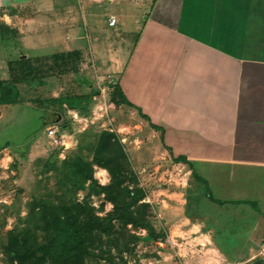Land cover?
<instances>
[{
	"label": "crops",
	"instance_id": "crops-1",
	"mask_svg": "<svg viewBox=\"0 0 264 264\" xmlns=\"http://www.w3.org/2000/svg\"><path fill=\"white\" fill-rule=\"evenodd\" d=\"M1 1L25 56L73 53L111 80L146 161L184 174L192 232L264 254V229L250 245L226 232L239 215L264 226V0Z\"/></svg>",
	"mask_w": 264,
	"mask_h": 264
},
{
	"label": "rangeland",
	"instance_id": "rangeland-1",
	"mask_svg": "<svg viewBox=\"0 0 264 264\" xmlns=\"http://www.w3.org/2000/svg\"><path fill=\"white\" fill-rule=\"evenodd\" d=\"M1 6L6 1L0 0L2 19ZM1 19L0 147L8 145L0 149V264H36L30 252L40 257L52 239L44 209L75 205L102 224L86 264H264L262 246L230 248L224 240L217 250L190 230L175 199L187 186L184 174L163 159L160 168L146 161L136 147L141 130L89 58L52 49L25 56ZM108 167L121 171L122 186L143 188L145 198L133 209L149 206V228L116 218L105 192L113 181ZM233 221L226 232L250 236L248 245L264 229L256 217Z\"/></svg>",
	"mask_w": 264,
	"mask_h": 264
},
{
	"label": "trees",
	"instance_id": "trees-1",
	"mask_svg": "<svg viewBox=\"0 0 264 264\" xmlns=\"http://www.w3.org/2000/svg\"><path fill=\"white\" fill-rule=\"evenodd\" d=\"M154 128L157 129L155 126ZM7 145L8 143L2 148ZM2 148L0 147V149ZM181 160V158L175 159L176 162ZM108 168L113 175V181L105 188V192L117 209L114 214L116 218H125L135 227L149 228V225L146 224V211L149 206L141 204L137 209H133L145 198L143 188L139 187L138 182H134L133 188L122 186L124 180L121 171L112 167ZM42 215L49 220L48 228L52 231V239L43 248L40 257L36 252H30L31 261H37L36 264H86L95 239L102 235L99 229L102 225L99 224L100 219L92 215L88 207L82 205L52 209V211L44 209ZM83 216H86L88 220H85Z\"/></svg>",
	"mask_w": 264,
	"mask_h": 264
},
{
	"label": "built area",
	"instance_id": "built-area-1",
	"mask_svg": "<svg viewBox=\"0 0 264 264\" xmlns=\"http://www.w3.org/2000/svg\"><path fill=\"white\" fill-rule=\"evenodd\" d=\"M116 23H117L116 18L112 16V17L110 18V25H111V26H115Z\"/></svg>",
	"mask_w": 264,
	"mask_h": 264
},
{
	"label": "water",
	"instance_id": "water-1",
	"mask_svg": "<svg viewBox=\"0 0 264 264\" xmlns=\"http://www.w3.org/2000/svg\"><path fill=\"white\" fill-rule=\"evenodd\" d=\"M57 121H59V118L54 119V122H57Z\"/></svg>",
	"mask_w": 264,
	"mask_h": 264
}]
</instances>
